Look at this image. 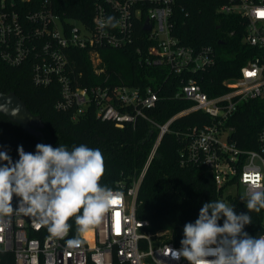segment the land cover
I'll return each mask as SVG.
<instances>
[{
    "label": "built area",
    "instance_id": "obj_1",
    "mask_svg": "<svg viewBox=\"0 0 264 264\" xmlns=\"http://www.w3.org/2000/svg\"><path fill=\"white\" fill-rule=\"evenodd\" d=\"M176 1L93 0L86 7L92 13L86 23L61 17L54 0H0V58L13 66L30 63L38 86L56 84L61 94L58 110L72 109L77 117L93 109L98 118L119 127H134L142 118L159 129L140 173L130 184L121 181L112 188L122 192L123 198L80 237L83 243L79 247L67 246L66 241L77 236L70 231L62 239L52 237L35 217L14 212L0 219V264H188L183 259L172 261L168 254L169 247H181L170 230L153 231L150 221L136 214L142 181L161 140L173 121L186 113L202 111L211 121L183 134L181 165L209 169L218 189H224L223 200L247 199L253 184L264 188V126L256 137V147L244 148L233 137L236 123L232 120L244 103L264 98V16L259 15L264 13V0H226L218 8V12L244 19L242 42L254 51L239 75L223 80V91L211 96L196 74L216 64L217 52L212 46L186 45L173 33ZM109 16L116 18L117 26L101 29V21ZM75 47L90 50L97 75L105 71L100 49L134 47L141 65L167 67L180 78L175 97L191 105L161 124L147 113L159 100L152 87L142 91L109 77L81 85L83 73L68 54ZM0 151L9 155L11 149L0 147ZM231 187L242 190V196L232 194ZM18 202L14 196V208Z\"/></svg>",
    "mask_w": 264,
    "mask_h": 264
},
{
    "label": "trees",
    "instance_id": "obj_2",
    "mask_svg": "<svg viewBox=\"0 0 264 264\" xmlns=\"http://www.w3.org/2000/svg\"><path fill=\"white\" fill-rule=\"evenodd\" d=\"M92 2L54 0L61 17L81 19L86 23L92 18L86 7ZM224 2L226 0H177L174 7L173 33L186 45L212 46L217 52L216 64L196 74L210 96L223 91V80L239 75L240 68L254 51L242 42L244 19L218 12ZM231 31L235 33L231 35ZM100 53L105 71L97 75L88 48L68 50L71 61L83 73L81 85H93L109 77L142 91L152 87L158 92L159 100L147 113L161 124L191 105L189 101L175 97L180 78L170 74L167 67L141 65L134 47L102 48ZM0 90L15 92L33 114L41 117L44 124L43 135L37 136L0 112V147L11 149L9 156L13 162L19 159V146H23L25 152L35 153L38 143L50 144L54 148L64 145L69 151L83 144L102 152L105 173L100 184L115 188L121 181L130 184L140 173L159 134L157 127L142 118L134 127H119L113 121L98 118L93 109L77 117L72 109L58 110L56 103L61 99L60 89L56 84L36 85L30 63L13 66L0 58ZM232 120L236 123L233 137L237 144L255 148L258 132L264 126V98L244 103ZM210 121L211 118L202 111L177 117L170 125V131L163 136L138 193L137 216L149 220L153 231L170 230L171 238L178 245H181L184 225L195 222L206 202L220 200L233 205L237 214L248 212L246 198H243L244 201L232 197L222 199L224 189H218L209 169L180 164L179 149L185 144L183 134ZM78 214H82V209ZM248 214L252 224L245 225L244 231L259 237L264 232V209L259 213L249 211ZM68 223L71 235H77L75 217L70 218ZM218 223L222 226L223 218Z\"/></svg>",
    "mask_w": 264,
    "mask_h": 264
},
{
    "label": "clouds",
    "instance_id": "obj_3",
    "mask_svg": "<svg viewBox=\"0 0 264 264\" xmlns=\"http://www.w3.org/2000/svg\"><path fill=\"white\" fill-rule=\"evenodd\" d=\"M113 16L102 20L99 27L117 26ZM35 153L17 151L13 162L7 152L0 151V219L14 212L35 217L52 237L63 238L75 217L77 236L66 241L68 247H79L84 236L100 223L104 214L121 200L123 193L101 186L105 159L98 148L64 145L53 147L38 143ZM18 197L13 207V197ZM244 201V199L242 198ZM246 208L259 213L264 209V188L250 187ZM82 209V214L81 213ZM237 214L234 206L216 200L202 205L194 223L184 225L179 249H168L172 261L186 260L188 264H264V235L250 236L245 225L252 224L250 215ZM223 218L222 226L218 223ZM0 227V231H2Z\"/></svg>",
    "mask_w": 264,
    "mask_h": 264
},
{
    "label": "water",
    "instance_id": "obj_4",
    "mask_svg": "<svg viewBox=\"0 0 264 264\" xmlns=\"http://www.w3.org/2000/svg\"><path fill=\"white\" fill-rule=\"evenodd\" d=\"M147 28L149 29L150 26ZM0 112L21 124L31 134L43 135L42 127L44 124L41 117L33 114L15 92L5 93L0 90Z\"/></svg>",
    "mask_w": 264,
    "mask_h": 264
},
{
    "label": "rangeland",
    "instance_id": "obj_5",
    "mask_svg": "<svg viewBox=\"0 0 264 264\" xmlns=\"http://www.w3.org/2000/svg\"><path fill=\"white\" fill-rule=\"evenodd\" d=\"M229 191H230L232 194L237 195V196H239V197L242 196V193H243L242 190H240L239 192H237V190H236L235 187H231V188H229Z\"/></svg>",
    "mask_w": 264,
    "mask_h": 264
},
{
    "label": "snow or ice",
    "instance_id": "obj_6",
    "mask_svg": "<svg viewBox=\"0 0 264 264\" xmlns=\"http://www.w3.org/2000/svg\"><path fill=\"white\" fill-rule=\"evenodd\" d=\"M259 15H262V16H264V13H259ZM251 75V74H250ZM119 203V200H114L113 201V205H116V204H118ZM115 215L116 216H119V213H115Z\"/></svg>",
    "mask_w": 264,
    "mask_h": 264
}]
</instances>
